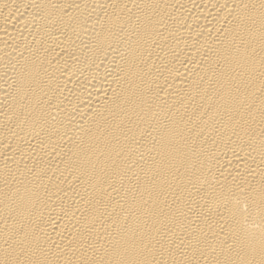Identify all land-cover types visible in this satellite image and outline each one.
Returning <instances> with one entry per match:
<instances>
[{"label": "bare ground", "instance_id": "1", "mask_svg": "<svg viewBox=\"0 0 264 264\" xmlns=\"http://www.w3.org/2000/svg\"><path fill=\"white\" fill-rule=\"evenodd\" d=\"M0 264H264V0H0Z\"/></svg>", "mask_w": 264, "mask_h": 264}]
</instances>
